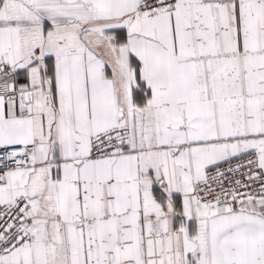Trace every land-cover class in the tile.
<instances>
[{"label":"snow or ice","instance_id":"6c2138e0","mask_svg":"<svg viewBox=\"0 0 264 264\" xmlns=\"http://www.w3.org/2000/svg\"><path fill=\"white\" fill-rule=\"evenodd\" d=\"M0 264H264V0H0Z\"/></svg>","mask_w":264,"mask_h":264}]
</instances>
